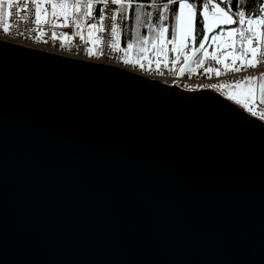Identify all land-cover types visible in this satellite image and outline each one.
<instances>
[{
  "label": "water",
  "instance_id": "95a60500",
  "mask_svg": "<svg viewBox=\"0 0 264 264\" xmlns=\"http://www.w3.org/2000/svg\"><path fill=\"white\" fill-rule=\"evenodd\" d=\"M0 264H264V123L0 40Z\"/></svg>",
  "mask_w": 264,
  "mask_h": 264
},
{
  "label": "built area",
  "instance_id": "2783aa9c",
  "mask_svg": "<svg viewBox=\"0 0 264 264\" xmlns=\"http://www.w3.org/2000/svg\"><path fill=\"white\" fill-rule=\"evenodd\" d=\"M17 4V8H8L6 0V12L3 20H0V40L31 48L47 53H52L60 56L74 58L78 60L90 61L109 66H116L126 71L138 74L148 79L156 80L166 86L176 85L189 91H201L211 89L218 91L221 85L224 87L236 84L237 81H246L248 77L255 76L260 80L264 72V63H260L257 67H241V71L236 72L231 70L234 67L241 66V60L236 59L233 65V58L242 55V47L239 52H236L233 47L227 49V55L224 57L215 56L221 60L222 63H217L214 56H207L202 58L197 68L189 69L180 78L178 72L185 64L186 59L181 56L177 62L166 59L162 54H159L155 60L148 61L146 59L139 62L125 59L123 50L118 45L116 36H113L110 31V26L114 21L111 16L116 14V9L119 5L111 4L110 0L107 6L103 0H99L96 4L99 5L98 12H91V16H87L84 25L78 24L76 14L74 13L75 1L69 0H41L38 2L42 4L43 11L48 14V17L43 20L40 16V22H36V8L32 0H12ZM52 3L60 5L61 3L71 4L70 11L65 16L63 13L53 15ZM25 5H28L25 8ZM60 10L59 7L56 8ZM55 9V10H56ZM101 16L104 17L101 21ZM264 19V0L257 10V17L255 20V37L251 39L252 47H256L259 43L261 53H264V40L257 41L256 34L264 33V25L258 23L259 20ZM245 20L244 27H249ZM102 24L103 31L97 30L99 43L97 47L91 48L89 38L93 33L89 25ZM5 26L8 31L5 32ZM91 32V35L89 33ZM115 44L118 49L112 47ZM190 40H188V47ZM258 58L264 60V55L258 54ZM252 59V53L249 50L247 56L244 57L245 63ZM212 69V71H208ZM220 74L217 75L216 70ZM179 78V79H178ZM178 79V80H177ZM227 100L235 104L247 115L258 119L264 123V104L255 97L251 100L241 98L237 95L223 94ZM247 105V106H246ZM251 109V110H250ZM253 112L256 114L253 115Z\"/></svg>",
  "mask_w": 264,
  "mask_h": 264
},
{
  "label": "trees",
  "instance_id": "16d2710c",
  "mask_svg": "<svg viewBox=\"0 0 264 264\" xmlns=\"http://www.w3.org/2000/svg\"><path fill=\"white\" fill-rule=\"evenodd\" d=\"M96 1L99 0H92V2ZM88 2L89 0H77L76 2V4H80L79 11L74 9L78 23L80 25H82L85 20V13L89 11V9L85 7ZM166 2L167 0H132L131 7H126L123 11V15L116 13L117 19L114 21V23L117 24L119 32V35L116 37L120 48H122L125 53L126 59L133 61H139L145 58L153 59L161 51V44L159 46L163 35V33L161 34L160 32L161 27L167 29V31H165L167 38L172 37L175 28L174 13L170 10L169 12L165 13V15L169 17L168 19L161 20L159 18V10ZM187 2L197 5V14L194 17L195 39H191L192 49L194 51L202 40V4L207 3L208 0H187ZM262 2L263 0H212L213 4L219 3L221 7L225 8V11L228 12V14L236 21V23H226L224 27L217 28L214 33L219 32L221 28L227 27H236L244 31L243 25L239 23L238 12L245 11V19H251L254 23L257 17V10L261 6ZM125 4H127V0H125ZM5 6L6 2L4 0V7L0 8V20H3L5 17ZM169 8H175L177 12L179 10L178 4L170 5ZM98 9L99 6L93 3L92 11L98 12ZM61 11L63 12L64 10L61 9ZM137 15H139V20H137ZM209 15H211V9L209 10ZM251 27L253 31L249 32V35L252 36L254 33V28L253 26ZM207 33H204V35H207ZM212 35L209 37V39L212 37ZM209 39L204 42L205 45L208 43ZM244 41L245 40L238 34L235 43L236 50L241 49ZM128 44H132L133 47L128 49ZM151 53H154L153 57H149ZM201 57L200 51L197 59L194 62V66L200 62ZM241 95L247 98L248 91Z\"/></svg>",
  "mask_w": 264,
  "mask_h": 264
},
{
  "label": "snow or ice",
  "instance_id": "6c2138e0",
  "mask_svg": "<svg viewBox=\"0 0 264 264\" xmlns=\"http://www.w3.org/2000/svg\"><path fill=\"white\" fill-rule=\"evenodd\" d=\"M111 4L113 5H120V8L116 9L117 13H120L121 15H123V11L125 10L126 7H131L132 4V0H127V4H125V0H110ZM32 3L35 5L36 8V22L39 23L40 22V16H41V3L38 2V0H32ZM103 3L105 4V6H107V4L109 3V0H103ZM178 4L179 6V10L178 12L175 10V8L170 9L169 6L170 5H176ZM4 7V0H0V8ZM7 7L8 8H17L18 5L14 4L12 2V0H7ZM28 5H25V8H27ZM57 7H60L63 11V14L65 16H67V8L69 7V5L67 3H61L60 5H57L55 3H52V9H53V15H55V9ZM72 7L76 10L79 11L80 10V4L77 3L75 5H72ZM87 9H89L88 12L85 13V15L87 16H91V9L93 7L92 4V0H89L88 4L85 6ZM203 7V13H201L203 19L201 21V36H202V40L199 43V48L203 49L205 47V41H207L209 39V37L207 35H204V33L207 32H211L212 31V25L209 23V10L211 9V16L213 17V23H219V24H225L228 22H232V23H236V21L233 19L232 16H230L228 14V12L225 11V8L221 7L219 3L213 4L212 0H208L207 3H203L202 4ZM197 5L193 4V3H189L187 2V0H167V2L163 5V7L159 10V18L161 20H165L168 19L169 17L167 15H165V13L169 12L170 10L174 13V20H175V24H176V28L177 30H181L182 29V34L180 35L179 39L180 42L183 44L186 41L189 40V37L192 36V32H193V18L196 16L197 14ZM7 15V13H5ZM238 16H239V23L241 25H243L245 23V11H239L238 12ZM101 21H103L104 17L101 16ZM117 19V15L113 14L111 16V20L112 21H116ZM137 20H139V15H137ZM247 23L249 24V32H252L253 29L251 27L253 21L251 19H249L247 21ZM258 23L264 25V19H261L258 21ZM89 27L91 29H97L99 31H103V25L102 24H91L89 25ZM9 29L7 26H5L4 31L7 32ZM110 31L111 34L113 36H117L119 35L118 32V26L116 23H112L110 26ZM165 31H167V29L161 27L160 32L161 34L164 33ZM239 32V35L244 39L247 40L249 42V49H242V55L239 57H234L233 58V65H235L236 59H240L241 60V66L240 67H234L231 70H234L236 72L241 71V67H257L260 63H264V60H261L258 58V54L260 55H264V53H261L260 50V45L259 43L257 44L256 47H251V37H246L245 33L242 29H233L230 30L228 32V35L231 37L234 33ZM89 35H91V32L89 33ZM221 37L219 35H215L212 36L211 39L212 40H219ZM192 39H195V37L193 36ZM256 39L257 41L260 40H264V33H257L256 34ZM175 42V41H173ZM113 48L118 49V46L113 44L112 45ZM128 49H131L133 47L132 44H128ZM251 51L252 53V59L248 60L247 63H245L244 57L247 56L248 51ZM213 59H216L217 63H222L221 60L217 59L215 56L212 57ZM208 71H212V69H208ZM217 75L220 74L219 70H216ZM257 79V77L255 76H250L247 78L248 81V96L247 99L251 100L254 98V88L252 86V82L255 81ZM260 79H264V76H261ZM244 86V81H237L235 84V87L240 88ZM221 87H224V85H221ZM260 89L261 92L264 93V84L260 85ZM262 103H264V99H262L261 101ZM247 106V105H246ZM251 110V109H250ZM256 113L253 112V115H255ZM262 116H264V114H262Z\"/></svg>",
  "mask_w": 264,
  "mask_h": 264
},
{
  "label": "rangeland",
  "instance_id": "374dc122",
  "mask_svg": "<svg viewBox=\"0 0 264 264\" xmlns=\"http://www.w3.org/2000/svg\"><path fill=\"white\" fill-rule=\"evenodd\" d=\"M42 5V4H41ZM57 13H63L60 10H55ZM41 15L42 19L45 20L48 17V14L43 11V7H41ZM213 17L209 15V23L212 25V29L215 27L221 25L219 23H213ZM233 29H238L236 27H227V28H221L219 32L214 33L212 36L219 35L221 38L219 40H212L211 38L209 39L208 43L205 45V47L201 50V56L207 57V56H212V55H219L222 54L228 46H234L236 43L237 35L239 34L238 32L234 33L231 37L228 35V32ZM93 32L92 38H89L93 44H97L99 42V38L97 36V30L96 29H91ZM182 34V29L177 30L176 24L175 28L173 31V35L171 38H167L166 32L163 33L162 39L159 43V46L161 48V51L159 53H164L168 58H170L173 62H176L179 57L184 54L185 57L189 56L190 54L193 53V49H188L185 43L180 42V35ZM194 36V18H193V32L192 36L189 38L192 39ZM175 41V42H173ZM171 46V48L168 49V47ZM247 49H249V42H246ZM252 47V45H250ZM154 53H151L149 57H153ZM226 56V55H225ZM218 57H224V56H218ZM197 68V65H196ZM264 76V72H263ZM256 83L257 81H253V83ZM264 84V79H261L259 81V87H258V92H261L260 85ZM245 86H248V81L246 80L244 82V86L237 88L234 85H229L228 87H223L219 90L228 92L229 95H232L233 91H236L239 89L240 94L245 93ZM254 88V85H252ZM256 89V88H255Z\"/></svg>",
  "mask_w": 264,
  "mask_h": 264
},
{
  "label": "flooded vegetation",
  "instance_id": "af4514ba",
  "mask_svg": "<svg viewBox=\"0 0 264 264\" xmlns=\"http://www.w3.org/2000/svg\"><path fill=\"white\" fill-rule=\"evenodd\" d=\"M258 95H259V97H260L261 100L264 99V93L258 92Z\"/></svg>",
  "mask_w": 264,
  "mask_h": 264
},
{
  "label": "crops",
  "instance_id": "0c3cea01",
  "mask_svg": "<svg viewBox=\"0 0 264 264\" xmlns=\"http://www.w3.org/2000/svg\"><path fill=\"white\" fill-rule=\"evenodd\" d=\"M227 48H226V50L222 54H219V55H216V56H225V55H227Z\"/></svg>",
  "mask_w": 264,
  "mask_h": 264
},
{
  "label": "bare ground",
  "instance_id": "6f19581e",
  "mask_svg": "<svg viewBox=\"0 0 264 264\" xmlns=\"http://www.w3.org/2000/svg\"><path fill=\"white\" fill-rule=\"evenodd\" d=\"M76 2H77V0H75V3H74V5L76 4ZM96 13V12H95ZM113 67H116V66H113ZM117 68H119V67H117ZM130 72V71H129Z\"/></svg>",
  "mask_w": 264,
  "mask_h": 264
}]
</instances>
